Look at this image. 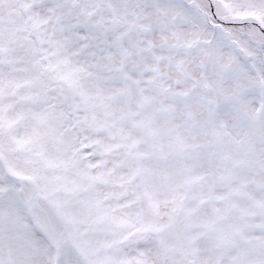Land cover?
<instances>
[{"label":"snow or ice","instance_id":"1","mask_svg":"<svg viewBox=\"0 0 264 264\" xmlns=\"http://www.w3.org/2000/svg\"><path fill=\"white\" fill-rule=\"evenodd\" d=\"M0 264H264V0H0Z\"/></svg>","mask_w":264,"mask_h":264}]
</instances>
